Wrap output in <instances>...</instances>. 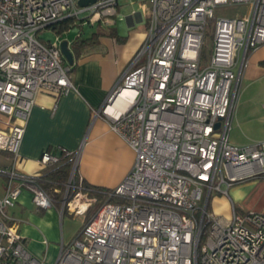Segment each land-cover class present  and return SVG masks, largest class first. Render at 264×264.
<instances>
[{
    "label": "built area",
    "instance_id": "1",
    "mask_svg": "<svg viewBox=\"0 0 264 264\" xmlns=\"http://www.w3.org/2000/svg\"><path fill=\"white\" fill-rule=\"evenodd\" d=\"M78 1L0 0V152L9 156L0 168V264H46L26 250L6 213L23 190L36 210L54 206L41 177L15 169L36 95L74 90L59 39L43 43L37 35L82 16L81 25L102 27L125 19L120 0ZM139 14L143 43L92 113L133 151L134 164L61 244L56 264H264L263 214L232 210L226 219L208 211L213 195L227 197L231 187L264 176V142H229L247 54L264 47V0H148ZM58 152H44L39 163H70L61 211L85 218L99 201L76 176L79 150Z\"/></svg>",
    "mask_w": 264,
    "mask_h": 264
},
{
    "label": "crops",
    "instance_id": "2",
    "mask_svg": "<svg viewBox=\"0 0 264 264\" xmlns=\"http://www.w3.org/2000/svg\"><path fill=\"white\" fill-rule=\"evenodd\" d=\"M133 5H127L126 0L118 2L117 12L125 16L127 27L124 36L119 35L116 22L112 27L99 25L96 32L104 35L78 53L71 50L75 39H67L73 55L70 66L74 90L59 97L47 92L36 95L15 166L18 173L45 176L50 167L42 166L40 158L47 151L59 155L58 148L70 152L79 150L76 176L91 189L112 190L130 172L135 158L133 151L102 119L94 120L92 113L100 110L143 43L144 23L141 24L139 13L132 12ZM246 60L248 64L240 77L243 71L245 79L251 82L264 76V47L248 53ZM8 159L6 153L0 152V168L8 166ZM3 185L0 177V194ZM62 201L49 210L39 211L32 204L31 193L23 190L17 202L6 211L26 250L46 264H56L61 244L67 245L74 238L61 227L64 213L71 217L69 212L61 211ZM232 210L238 215L262 214L264 176L231 187L227 197L213 195L210 199V213L229 219Z\"/></svg>",
    "mask_w": 264,
    "mask_h": 264
},
{
    "label": "rangeland",
    "instance_id": "3",
    "mask_svg": "<svg viewBox=\"0 0 264 264\" xmlns=\"http://www.w3.org/2000/svg\"><path fill=\"white\" fill-rule=\"evenodd\" d=\"M148 0H126V4L133 5V13L141 12V6ZM142 3V4H141ZM236 12L234 9H230L227 12L218 9L216 10V15H225L226 13L233 14ZM80 17L78 21H75L73 28L67 32L60 35L55 34L51 29L44 30L37 35L43 43L47 41H54L56 37L59 42L67 41V39H75L79 35L83 37H88L93 32L97 31L98 24L90 25L85 20V24L81 25ZM122 17L125 18L124 15ZM139 28V26H138ZM116 29L119 35H125L127 31L125 19L118 21L116 19ZM100 32V31H99ZM209 44H211V37L208 39ZM209 54L208 49L203 53V61L208 60ZM248 64L245 61V67ZM245 71V68H243ZM244 71L242 76L238 80L237 85V95L234 102V109L232 117L230 120V131H229V142L237 146H249L251 144L264 142V76L258 80L251 82L247 81L244 77ZM104 199L100 200L95 204L85 218L82 217H70L64 213L63 220L61 221V227L65 234L75 236L79 229L81 228L84 221L89 222L98 212ZM264 215V211H261Z\"/></svg>",
    "mask_w": 264,
    "mask_h": 264
},
{
    "label": "trees",
    "instance_id": "4",
    "mask_svg": "<svg viewBox=\"0 0 264 264\" xmlns=\"http://www.w3.org/2000/svg\"><path fill=\"white\" fill-rule=\"evenodd\" d=\"M73 26H74V21L72 19H66L52 26L51 30H53L55 34L60 35L66 33ZM102 35H104L102 32H93L87 38L83 37L82 35H79L78 37L75 38V40L71 45L72 52L78 53L83 49H85L86 47L92 46L95 43L96 39ZM49 167H50L49 171L46 173L45 176L41 177L40 181L42 187L51 197L55 205L56 202L60 203V201L64 197L65 186L68 182L71 165L69 162H63L60 165L49 166ZM83 185L86 188L92 190L91 192L92 195L97 197L98 201L104 199L102 190L91 189L88 186H86L84 182ZM55 190H57L58 192H55Z\"/></svg>",
    "mask_w": 264,
    "mask_h": 264
},
{
    "label": "water",
    "instance_id": "5",
    "mask_svg": "<svg viewBox=\"0 0 264 264\" xmlns=\"http://www.w3.org/2000/svg\"><path fill=\"white\" fill-rule=\"evenodd\" d=\"M95 2H96V0H80V1H78V6L79 7H86L89 4H94ZM60 50H61V53H62L64 59L67 61V63L69 65H72L73 64V55L70 52V50L68 48V43L66 41H63L60 43ZM216 127H218V125Z\"/></svg>",
    "mask_w": 264,
    "mask_h": 264
},
{
    "label": "bare ground",
    "instance_id": "6",
    "mask_svg": "<svg viewBox=\"0 0 264 264\" xmlns=\"http://www.w3.org/2000/svg\"><path fill=\"white\" fill-rule=\"evenodd\" d=\"M75 204H76V202H74V203L71 204V210L70 211H72V209H73V207H74ZM80 208L82 210V209H84V206L83 205H80Z\"/></svg>",
    "mask_w": 264,
    "mask_h": 264
}]
</instances>
